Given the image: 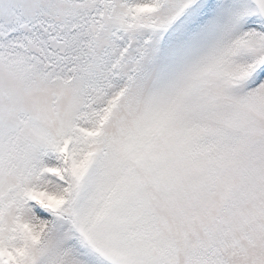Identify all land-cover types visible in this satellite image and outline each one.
<instances>
[{"label":"snow or ice","instance_id":"1","mask_svg":"<svg viewBox=\"0 0 264 264\" xmlns=\"http://www.w3.org/2000/svg\"><path fill=\"white\" fill-rule=\"evenodd\" d=\"M0 264H264V0H0Z\"/></svg>","mask_w":264,"mask_h":264}]
</instances>
